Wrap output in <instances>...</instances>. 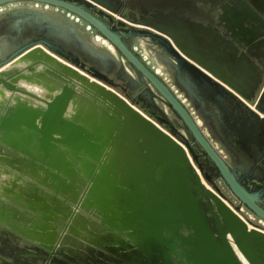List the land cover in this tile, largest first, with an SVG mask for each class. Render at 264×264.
<instances>
[{"label":"water","instance_id":"1","mask_svg":"<svg viewBox=\"0 0 264 264\" xmlns=\"http://www.w3.org/2000/svg\"><path fill=\"white\" fill-rule=\"evenodd\" d=\"M22 2L60 12H0L14 33L0 36V264H264V232L206 183L186 139L263 222L264 193L243 184L188 93L140 51L165 48L191 86L248 98L245 49L263 37L264 0H223L219 13L130 0H0V10ZM103 44L108 53L95 50Z\"/></svg>","mask_w":264,"mask_h":264},{"label":"flooded vegetation","instance_id":"2","mask_svg":"<svg viewBox=\"0 0 264 264\" xmlns=\"http://www.w3.org/2000/svg\"><path fill=\"white\" fill-rule=\"evenodd\" d=\"M130 1L133 4V6L131 5L133 8L146 6L149 9L151 3L158 7V4L176 3L183 6L187 2H190L201 10L207 11L208 9H212V11L217 13L221 11L220 6L223 3V0ZM35 4L26 2L17 3L1 9L0 12H4L10 8L13 10H33L47 12L51 18H54V14L57 13L37 9L34 7ZM121 9L125 10V7ZM47 27L48 31L55 32L52 25ZM259 31L262 32L263 37L254 43V49H251V52H247L248 48L245 49L247 58L252 63V65L250 64L251 67L245 70L249 80L245 81V85L243 86L247 92L251 91L252 93V95L249 94L248 98L240 96L227 87H224V90L221 91L193 87L189 84L188 76L185 77L176 69V66L171 64L172 58L165 48L157 49L144 43L142 44V48H138L141 49V53L146 55L144 58L159 68L158 70L168 83H171L173 79L179 87L188 93L192 99L193 106L197 108V112L202 120L205 136L218 154L226 161L231 170L240 177L243 184L253 191L264 193V20L262 28L259 27ZM77 35L84 41L88 37L82 30L78 31ZM0 36H5V41L11 42V39L14 38V33L9 32L7 27L1 25ZM27 40H20L18 44H12L8 54L17 50ZM5 41H0V46ZM71 46L79 49L76 43H71ZM4 57H6V53L1 54V58L3 59ZM166 120L168 123L170 122L168 119ZM186 140L192 145V155L195 158V163L206 176V183L216 187L225 198L240 204L224 181L218 176V172L212 167L209 160L203 155L202 150L188 138ZM26 180L29 181L28 179ZM81 198L82 196H78L79 200ZM262 201L264 206V196H262ZM71 207L75 210L74 205H71ZM245 212L248 216L252 217L256 224H260L259 219L246 208ZM61 238L62 234L59 236V240ZM59 240L57 241L55 251L59 248Z\"/></svg>","mask_w":264,"mask_h":264},{"label":"built area","instance_id":"3","mask_svg":"<svg viewBox=\"0 0 264 264\" xmlns=\"http://www.w3.org/2000/svg\"><path fill=\"white\" fill-rule=\"evenodd\" d=\"M34 7L37 9H41L42 11H54L57 13L60 12V10L57 8H53L51 6L43 5V4H35ZM66 17L68 19H70L72 22H75L78 24L81 23L80 19H78L77 17H75L71 14H66ZM87 28L90 29L89 27H87ZM145 60H147V59L145 58ZM155 71L157 72V74L159 76H162V73H160V71L158 69H155ZM224 202L235 214H237L248 225L249 229H257V230L264 232V227H263L264 222L259 220L260 224H256L254 222V220L252 219V217H250L246 214L245 208L241 204L232 202L227 198L224 199Z\"/></svg>","mask_w":264,"mask_h":264},{"label":"crops","instance_id":"4","mask_svg":"<svg viewBox=\"0 0 264 264\" xmlns=\"http://www.w3.org/2000/svg\"><path fill=\"white\" fill-rule=\"evenodd\" d=\"M68 19V18H67ZM70 20V19H69ZM71 21V20H70ZM67 24V22H65V21H62V25H66ZM80 30H82V29H78V31H80ZM84 33H86V31H84V30H82ZM85 40H87V38L85 39ZM101 48H99V49H97V48H95V50L98 52V53H101V54H105V53H108V50H110V49H108V47H107V45H105V44H103V47L102 46H100ZM109 52H111V51H109ZM22 100H25V99H22ZM34 106V105H33ZM35 107H36V104H35ZM3 179H5V177L3 178ZM5 187H7V188H11V185H6ZM0 209L3 211L4 210V208H3V206H2V203H0Z\"/></svg>","mask_w":264,"mask_h":264},{"label":"rangeland","instance_id":"5","mask_svg":"<svg viewBox=\"0 0 264 264\" xmlns=\"http://www.w3.org/2000/svg\"><path fill=\"white\" fill-rule=\"evenodd\" d=\"M156 69H159V68L156 67Z\"/></svg>","mask_w":264,"mask_h":264}]
</instances>
